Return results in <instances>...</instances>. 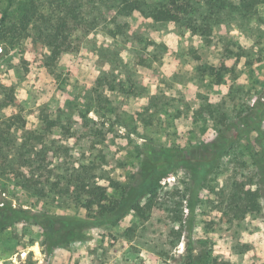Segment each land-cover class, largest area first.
Here are the masks:
<instances>
[{
    "label": "rangeland",
    "instance_id": "rangeland-1",
    "mask_svg": "<svg viewBox=\"0 0 264 264\" xmlns=\"http://www.w3.org/2000/svg\"><path fill=\"white\" fill-rule=\"evenodd\" d=\"M84 1L96 24L74 29L70 50L56 62L51 48L37 54L23 41L13 46L0 30V87L15 90L26 121L23 128L6 111L1 123V130L12 127L2 153L8 165L0 166V198L33 212L87 219L85 196H76L71 174L83 170L115 200L138 181L148 150L176 149L186 160L189 150L224 141L226 126L251 110L263 117L264 132V0L250 12L241 0H226L221 18L211 20L209 37L149 16L170 0H143L147 14L123 19V34L108 15L114 0ZM28 2L0 0V19L6 10L20 13ZM43 2L37 0L40 12ZM205 10L194 19L200 22ZM41 111L61 122L44 138L47 148L30 136L43 131ZM227 135L233 145L198 188L192 212L191 174L174 167L141 201L150 208L146 219L129 212L117 226L87 229L86 240L50 256L43 253L41 227L17 224L0 236V264H185L190 242L194 253L206 251L211 261L264 264V199L261 213L243 220L231 209L236 183L257 188L252 147L257 149L258 133L244 137L233 128ZM20 153L35 158L33 166L19 167L28 177L35 174L26 185L17 176Z\"/></svg>",
    "mask_w": 264,
    "mask_h": 264
},
{
    "label": "trees",
    "instance_id": "trees-1",
    "mask_svg": "<svg viewBox=\"0 0 264 264\" xmlns=\"http://www.w3.org/2000/svg\"><path fill=\"white\" fill-rule=\"evenodd\" d=\"M194 1L195 4L189 1L170 0L168 4L151 9L148 14L155 22L184 24L194 33H198L202 37H209L212 34L211 20L220 19L228 3L226 0ZM114 2L115 5L109 7L108 15L111 16L112 23L115 24L119 34H123L127 27V23L123 22V19L130 17L134 12L147 14L143 0H114ZM258 3L259 0H241L240 2L241 7L247 12L252 11ZM37 4V0H29L20 13L8 14L7 10L4 11L0 19V30L5 31L6 40L13 46L23 41L29 48L34 49L32 51L37 52V54H42L47 47L51 48L52 57L50 59L53 62H56L60 56L70 50L71 32L74 29L78 27L87 29V27L96 24L97 21L95 14H92V16L85 11L88 5L85 4L84 0H44V12H40ZM203 7L206 9L205 15L198 22L193 15L199 13ZM35 29H38L37 33ZM6 50L4 48L2 53L7 52ZM221 70L230 71L226 65H222ZM22 110L23 107L16 97L15 90L0 87V127L5 120L6 111H8L10 112L8 118H11L10 120L14 123L20 122L21 127L24 128L26 121L19 114ZM38 117L42 122L41 128L43 131L38 132L37 137L33 133H30V136L37 138L39 143L47 148L44 138L53 128L60 126L61 122L58 119H52L45 111H41ZM262 118L252 110L245 113L240 117L239 123L227 125L222 131L224 141L210 146L203 145L193 148L188 151L189 156L186 155V160L178 157V154L182 151L176 149L159 147L158 149L148 150L144 154L137 173L138 181L123 187L121 196L115 200L110 199L106 187L90 183L87 180V173H84L83 170L77 173L74 172L75 174L69 176L71 178L69 182L70 185L74 183L75 191L80 192L76 194L78 199L81 198L82 194L85 196V202L82 201L81 205L89 214L87 219L63 214L33 212L30 209L17 207L7 199L0 198V236L17 224L27 223L39 226L45 233L42 243L43 253L50 256L58 247L86 240L85 230L87 229L117 226L129 212L134 213L141 219H146V214L150 208L142 205L141 201L145 196L156 192L162 181L169 178L174 167H183L189 170L191 174L193 187L189 206L192 212L196 203L195 196L198 195V188L204 184L208 174L216 168L228 148L233 145L232 142L225 141L227 134L233 128L244 137H249L252 132L258 133V137L255 139L257 149L252 147V162L256 170L257 188L251 186L248 181L236 183L234 185L235 192L231 199V209L234 211L235 218L240 220L245 219L248 215L260 214L262 211L261 201L264 199V146L262 143L264 132L261 128ZM11 127L9 124L8 131L0 129V166L4 168L8 165V157L2 153L9 145L8 139ZM45 150L42 152L45 153ZM34 159L27 157L25 154H18L17 176L21 178L24 185L30 182V178H33L35 174L31 171L32 175L28 177L20 171L19 167L33 166ZM95 206L98 208V212L93 215ZM187 246L188 256L185 264H229L217 259L211 261L206 251L194 253L192 242ZM27 255V260H31L32 253ZM29 264H36V262H30Z\"/></svg>",
    "mask_w": 264,
    "mask_h": 264
}]
</instances>
